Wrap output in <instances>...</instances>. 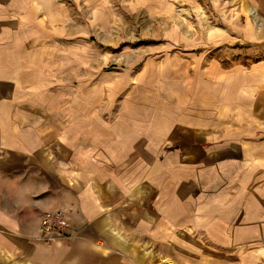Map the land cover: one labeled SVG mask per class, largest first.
Listing matches in <instances>:
<instances>
[{"label": "crops", "instance_id": "1", "mask_svg": "<svg viewBox=\"0 0 264 264\" xmlns=\"http://www.w3.org/2000/svg\"><path fill=\"white\" fill-rule=\"evenodd\" d=\"M21 35L0 29V264L174 260L189 251L185 230L212 227L210 162L230 158L234 181L264 186V70L223 78L207 68L206 79L176 83L167 110L146 108L139 92H105L101 104L64 46ZM208 144L222 146L210 156ZM55 210L69 239L38 241L40 216ZM244 211L257 240L264 201Z\"/></svg>", "mask_w": 264, "mask_h": 264}, {"label": "rangeland", "instance_id": "2", "mask_svg": "<svg viewBox=\"0 0 264 264\" xmlns=\"http://www.w3.org/2000/svg\"><path fill=\"white\" fill-rule=\"evenodd\" d=\"M0 29L64 46L67 58L81 63V78L96 80L101 104L105 92H139L146 108L167 110L176 83L206 79L207 68L208 77L223 78L264 70V0H0ZM205 83L208 92L215 86ZM208 146L211 156L222 144ZM231 163L221 157L207 166L212 227L185 230L186 256L156 264H264V230L249 239L244 211L249 199L264 201V186L255 178L234 181Z\"/></svg>", "mask_w": 264, "mask_h": 264}, {"label": "built area", "instance_id": "3", "mask_svg": "<svg viewBox=\"0 0 264 264\" xmlns=\"http://www.w3.org/2000/svg\"><path fill=\"white\" fill-rule=\"evenodd\" d=\"M63 239H69L66 213L63 210H55L41 215L37 240L53 243Z\"/></svg>", "mask_w": 264, "mask_h": 264}]
</instances>
